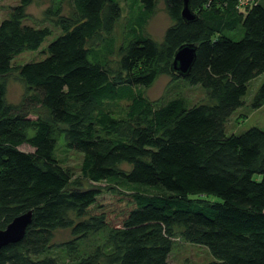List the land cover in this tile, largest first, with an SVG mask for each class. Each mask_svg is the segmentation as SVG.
Wrapping results in <instances>:
<instances>
[{
    "label": "trees",
    "instance_id": "1",
    "mask_svg": "<svg viewBox=\"0 0 264 264\" xmlns=\"http://www.w3.org/2000/svg\"><path fill=\"white\" fill-rule=\"evenodd\" d=\"M32 1L0 19V230L33 215L0 264H170L177 240L207 247L203 264H264V128L228 129L264 74V0H191L193 22L183 0H162V41L147 30L161 0H70L72 14L51 0L28 23ZM49 37L43 58L13 64ZM190 44L181 76L172 63ZM160 76L168 91L151 99ZM263 104L264 81L252 106ZM59 229L72 238L57 243Z\"/></svg>",
    "mask_w": 264,
    "mask_h": 264
},
{
    "label": "rangeland",
    "instance_id": "2",
    "mask_svg": "<svg viewBox=\"0 0 264 264\" xmlns=\"http://www.w3.org/2000/svg\"><path fill=\"white\" fill-rule=\"evenodd\" d=\"M18 3L19 0H0V19L7 17L11 8ZM50 4L51 0H33L28 9V12L32 16V18L28 20V23H33V21L40 19L44 13V10L49 7ZM65 12L67 14H72L70 0H66L65 2ZM123 12H125L124 9ZM123 23V20H121L116 28L115 34L118 37V40L121 37ZM171 23L172 20L166 11L164 2L161 0L158 3L156 12L152 15L151 19L148 22L147 30L155 40L162 41L165 31ZM52 39V37L46 39L41 48L37 51H26L18 55L17 57H15L13 64L17 66L30 60H39L43 58V56L39 54V51H41L43 47L47 46V44ZM263 81L264 74H261L251 80L248 92L244 97L245 103L243 104V106L236 110L235 114H233L232 118L228 121L229 132H242L253 126L264 128V104L259 108H253L252 106L254 96ZM169 82L170 78L168 76H160L155 84L147 90V95L151 99L162 97L168 91ZM24 90V85L19 80L17 72H12L8 77V101L15 103L19 102L24 93ZM183 93L193 103L205 99L204 92L199 88H184ZM20 149L27 152L33 150V148L27 144L22 145ZM74 161L75 160L71 156L70 163L77 165V162ZM72 236L73 235L71 229H59L55 232L54 240L57 243H61L63 241L69 240L70 238H72ZM177 241L178 248H175L172 251L169 258L170 264H203L213 259L207 247L201 245H193L179 240Z\"/></svg>",
    "mask_w": 264,
    "mask_h": 264
},
{
    "label": "water",
    "instance_id": "3",
    "mask_svg": "<svg viewBox=\"0 0 264 264\" xmlns=\"http://www.w3.org/2000/svg\"><path fill=\"white\" fill-rule=\"evenodd\" d=\"M191 0H183L182 18L186 22L196 20V14L190 7ZM196 46L182 45L175 53L172 70L181 76H186L196 60ZM32 212L29 211L14 218L5 229L0 230V250L10 244L20 242L32 222Z\"/></svg>",
    "mask_w": 264,
    "mask_h": 264
}]
</instances>
